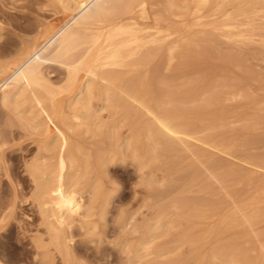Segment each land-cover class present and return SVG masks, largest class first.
Returning a JSON list of instances; mask_svg holds the SVG:
<instances>
[{"label":"bare ground","instance_id":"obj_1","mask_svg":"<svg viewBox=\"0 0 264 264\" xmlns=\"http://www.w3.org/2000/svg\"><path fill=\"white\" fill-rule=\"evenodd\" d=\"M54 1L64 9L63 21L38 30L34 40L23 42L17 57L0 64V103L38 145L25 166L44 224V233L32 238V262L58 264V253L66 264H82L75 256V238L82 234L94 240L101 234L112 199L111 164L131 159L143 169L146 138L163 141L168 149L185 147L196 156L192 183L200 184L207 197L184 205L193 210L191 221L199 218L206 224L197 239L206 240L208 254L192 258L191 264H264V151L254 152L257 138H244L234 128L235 115L260 113L264 99L226 83L220 90L209 85L189 94L158 96L140 76L155 58L165 55L173 61L215 38L242 45L257 42L264 31V0ZM47 63L63 69L57 81L46 72ZM96 98L104 101L100 108ZM227 100L250 101L243 104L247 109L232 115ZM198 107L208 110L209 120L194 117ZM106 110L112 119L104 118ZM253 123L256 130L258 121ZM197 124L216 133L197 138ZM191 140L206 146L205 156L191 149ZM9 216L0 212V231ZM160 219L148 227L149 233L167 224ZM193 221L186 235L194 233ZM131 237L121 248L127 253L124 264H144V231L137 240ZM187 241L192 247L197 243L194 237Z\"/></svg>","mask_w":264,"mask_h":264},{"label":"rangeland","instance_id":"obj_2","mask_svg":"<svg viewBox=\"0 0 264 264\" xmlns=\"http://www.w3.org/2000/svg\"><path fill=\"white\" fill-rule=\"evenodd\" d=\"M53 1L0 0V64L17 57L23 42L26 44L34 40L38 35V30L60 24L63 21L64 9ZM261 34V37H256L257 42L249 45L224 43L219 38H215L212 43H203L206 46H201L202 43L199 47L194 46L192 52L190 50L192 54L188 52L189 54L179 55L180 57L177 56L173 61L165 55L159 56L152 61V67L149 65L148 68H144V74L143 71L140 72L141 78L144 79L143 85L148 86L158 96H162L165 92L189 94L193 89L197 92L209 85V87L220 90L226 83L234 85L239 90L245 89L244 92L249 89L254 93L253 95L264 99V42H261L264 31ZM167 61H171L172 64L169 66L170 63ZM162 67L165 69L164 71ZM165 67L172 69L170 68L169 71ZM45 70L53 81H57L56 79L62 76L60 74H63V69L54 63L45 64ZM137 77L139 78V75L135 76L136 80ZM151 78L153 79L151 80ZM208 80H210L209 83ZM168 82L171 85L170 88ZM249 101L234 100V103L227 100L224 104L232 113L233 110L247 109L245 105L249 104ZM94 104L100 108L104 101L96 98ZM202 104L203 102H197L195 105ZM199 108H196L194 117L209 120L208 110ZM102 114L105 119L113 118L108 110L103 111ZM247 114L235 115L234 119L240 120L235 122L234 128L236 131L239 130L238 132L246 134L244 138L256 137L257 142L253 151L262 152L264 151V110L260 113ZM245 117L249 122L248 120L245 122L243 119ZM144 120L147 119L144 118ZM257 121L258 128L253 130V122ZM0 122V212L5 211L10 215L5 229L0 231V259L2 264H34L31 260L34 256L32 238L44 233V224L38 203L35 200L36 187L25 166L37 154L38 145L35 142V136L24 127L22 128L13 113L6 111L1 103ZM195 130L197 131L195 136L202 139H207L211 134L216 133L213 130H205L204 126L200 124H197ZM127 131V129L122 130L123 134H126ZM84 137L86 138L84 140L89 141V135ZM145 139L143 169H140L137 164L135 165L131 159H127V162L117 160L114 162L115 164H111L109 175L112 183H110L109 190L112 193V199L105 218L106 222L101 225L102 235L96 236L94 240H91L88 235L76 236L74 252L77 262L82 264H124L127 253L121 248L124 246L125 240L131 236V238L136 237L134 240H137L143 231L144 240H147L145 245L147 249H144V264H191L192 258L196 260L200 259L199 257L207 258L206 240L197 239L203 233L200 230H204L205 222L194 218V221L192 220L195 223L194 233L186 235L187 229L191 226L189 222H192L190 218L193 210L186 208L184 204L196 200L200 202L207 197V193L202 190L200 184L192 183L193 167L198 164L196 156L192 155L185 147L168 149L163 141L154 143ZM190 143L194 144L191 147L192 150L205 156V145L198 140H191ZM200 166L203 169V166ZM201 173L204 178V173ZM176 200H178L179 208L174 206ZM157 218H161L163 224H166L167 221L168 227L165 225L161 228L162 230L149 233L148 227ZM134 226L140 227L139 232H132ZM188 237H194L197 240L195 247L190 246L187 241ZM55 259L58 264H66L61 261V256L58 253H55Z\"/></svg>","mask_w":264,"mask_h":264}]
</instances>
